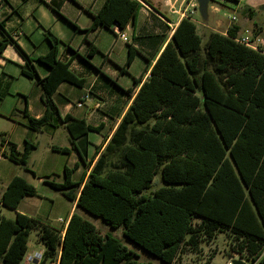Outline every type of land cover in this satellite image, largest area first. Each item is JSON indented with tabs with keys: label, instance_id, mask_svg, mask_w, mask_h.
Returning a JSON list of instances; mask_svg holds the SVG:
<instances>
[{
	"label": "trees",
	"instance_id": "trees-1",
	"mask_svg": "<svg viewBox=\"0 0 264 264\" xmlns=\"http://www.w3.org/2000/svg\"><path fill=\"white\" fill-rule=\"evenodd\" d=\"M140 7L138 0H105L88 30L124 29ZM238 29L212 31L204 43L195 21L184 17L104 150L99 153L97 147L89 161L81 155L80 163H66L63 181L45 182L111 227L123 226L128 239L167 264H181L178 257L187 251L202 253L219 233L233 238L231 247L243 259L264 264V48L236 41ZM7 36L0 40V54L13 43L26 59L22 74L43 89L46 109L39 118L30 114L27 95L21 94L28 127L41 131L64 123L73 148L51 147L66 154L77 149V138L102 133L103 124L60 115L54 98L60 84L85 83L70 68L73 56L61 57L60 39L47 31L49 52L32 59ZM97 50L90 42L79 55L87 59ZM137 52L129 44L127 64ZM33 61L45 64L48 74L40 77ZM8 135L1 133L2 154L35 173L28 161L37 143L26 139L19 151ZM81 165L92 168L75 180ZM159 171L164 184L151 190ZM36 194L32 183L15 175L0 203L17 209L25 196ZM32 229L46 246L39 264H156L140 261L119 238L103 235L76 211L64 228L18 211L10 218L1 210L0 264H23Z\"/></svg>",
	"mask_w": 264,
	"mask_h": 264
},
{
	"label": "crops",
	"instance_id": "crops-1",
	"mask_svg": "<svg viewBox=\"0 0 264 264\" xmlns=\"http://www.w3.org/2000/svg\"><path fill=\"white\" fill-rule=\"evenodd\" d=\"M138 1L141 7L135 19L126 28L120 29L114 25L112 28L100 27L88 30L93 22V14L100 10L105 0H0V22L4 23V29L0 27V40L10 35L30 58L35 59L49 52L51 45L46 32L50 31L60 39L59 51L63 59L73 56L70 68L76 75L84 78L85 83L82 87L67 81L60 84L54 95L60 115L71 114L86 119L92 125L103 124L102 133L90 131L76 139L77 149H72L70 154L63 153L66 156L62 163L63 172L66 163L71 166L80 163L81 155L89 161L97 147L99 153L104 150L140 86L150 76L157 57L172 40L176 26L186 17L187 8L195 10L191 18L204 40H207L212 31L226 34L230 27L237 26L239 28L237 35H249L256 39L258 46L264 48L262 25L257 22L241 23L234 14L227 16V19L221 18L219 16L221 8L214 3V0H148L151 5L144 0ZM256 2L258 6L264 7V0H256ZM250 12L253 13V17L250 16ZM244 13L250 19L255 16L252 7L245 9ZM120 31L127 34L128 41L120 38L118 34ZM90 42L98 50L94 55L83 59L81 56L88 51ZM129 44H132L138 52L135 53L132 62L127 64ZM69 47L77 50L78 54ZM33 63L40 77L48 74L49 68L45 64L38 61ZM25 64L26 59L16 46L8 43L0 54V101L10 95V90L27 94L28 110L33 117L39 118L46 109L42 102L43 89L40 84L22 74V67ZM147 64L150 65L146 69ZM135 79L139 80L138 83ZM128 89H133L132 93H127ZM81 98H83V106L79 107L76 103ZM25 103V100L22 101V107L17 109L23 115ZM18 111L14 112L12 108L3 109L0 102V116H6L14 122L13 117ZM12 113L13 115L10 116ZM14 123L18 126L17 122ZM62 124L64 123H60L58 128ZM24 126L28 128L27 122ZM14 131L15 128L13 133L8 135L9 139L17 144L19 151H23L25 141L23 146L14 141L12 139ZM90 134H93L94 138H90ZM96 160L97 157L92 166ZM1 161L6 168H10L5 162L10 160L2 154L0 148ZM92 166L86 169V176ZM81 168L82 165L76 172L79 173ZM15 175H22L30 182L24 174L14 173L7 177L4 186L0 189V199ZM2 176L0 173V181ZM44 176L56 180L49 173L40 175L39 179L45 181ZM25 197L15 209L16 212L18 209L22 211L20 206ZM76 206V202L73 201L72 209L63 218L66 220L65 224H61L64 228L71 214L76 211ZM40 243L43 253L46 246ZM42 253L37 252L38 263ZM25 257L31 258L30 246Z\"/></svg>",
	"mask_w": 264,
	"mask_h": 264
},
{
	"label": "rangeland",
	"instance_id": "rangeland-1",
	"mask_svg": "<svg viewBox=\"0 0 264 264\" xmlns=\"http://www.w3.org/2000/svg\"><path fill=\"white\" fill-rule=\"evenodd\" d=\"M214 3L221 8V11L219 12V16L221 18L227 19V16H232L234 14L238 17V21L241 23L257 22L264 27V7L258 6L256 0H239V2L238 0H214ZM250 7H252L255 14L253 19L247 17L244 13V10ZM205 41L206 40H204V43ZM9 94L10 95L6 96L5 100L0 101L2 108H12L18 111L17 109L22 107L21 103L24 101L21 97V94L23 93L10 90ZM13 120L18 123V126H16V124L9 120L6 116H0V145L1 133L4 132L11 135L14 128L15 131L12 139L20 145L23 146L25 139L36 142L38 147L32 150L28 161L30 168L35 173L31 170L25 169L22 165L13 163L12 161H5L10 166V168H6L3 165L4 163L1 161L0 173L3 176L0 181V189L4 186L7 177L13 175L14 173L24 174L30 180V183L37 188V194L25 197L20 206L22 211L19 209L17 211L38 217L44 222L50 223L54 226H63L61 225L63 223L59 222V217H66L68 211L72 209L73 201L68 199L62 191L51 187L43 181V179L40 180L39 176L48 175L49 173L54 176L58 182L64 180L62 163L64 162L66 156L57 150H52L50 145L54 144L61 147L68 146L71 148L72 142L70 133L64 124H62L56 131L50 125H48L44 131H35L29 127L25 128L24 124L27 122V118L19 111L13 117ZM90 138H94V135L90 134ZM69 166H71V164H69ZM84 169H86V167L82 165L80 172H75L73 178L78 180ZM44 178H47V176H44ZM163 184L162 173L159 171L155 175L151 190H154ZM75 209L78 214L94 223L103 235L111 233L115 237L119 238L129 249L139 255L138 259L140 261L167 264L128 239L123 233V226L113 228L105 222L102 217L93 215L81 207L76 206ZM0 210L2 214L10 218H14L16 215L15 209L9 208L5 205H0ZM40 242L38 230L32 229L28 243L30 246L31 258L25 257L23 264L24 262H26V264H39L37 262V252L42 253V250L40 249ZM232 242L233 238L229 237V235L219 233L218 236L210 242V244H205L203 246L202 253L197 254L193 251H187L178 257L177 261L181 264H203L205 262H207V264H229V262H232L233 259H242L246 262V264H260L258 260L253 261L243 259L240 254H237L232 249Z\"/></svg>",
	"mask_w": 264,
	"mask_h": 264
},
{
	"label": "built area",
	"instance_id": "built-area-1",
	"mask_svg": "<svg viewBox=\"0 0 264 264\" xmlns=\"http://www.w3.org/2000/svg\"><path fill=\"white\" fill-rule=\"evenodd\" d=\"M194 13H195V10L193 8H187L186 12H185L186 17L187 16L191 17V16H193ZM118 34H119L121 39H123L124 41H128V36H127V34L125 32L120 31V32H118ZM235 39H236V41L240 42L241 44H244V45L249 46L251 48L256 49V48L259 47L258 43L256 42V39H254L253 37H251L249 35H245V36L237 35V37ZM76 104L79 107L83 106V98L78 100ZM59 222L64 224V223H66V220L63 219V218H60ZM229 264H232V262H229Z\"/></svg>",
	"mask_w": 264,
	"mask_h": 264
},
{
	"label": "water",
	"instance_id": "water-1",
	"mask_svg": "<svg viewBox=\"0 0 264 264\" xmlns=\"http://www.w3.org/2000/svg\"><path fill=\"white\" fill-rule=\"evenodd\" d=\"M232 264H246V262L242 259H233Z\"/></svg>",
	"mask_w": 264,
	"mask_h": 264
}]
</instances>
